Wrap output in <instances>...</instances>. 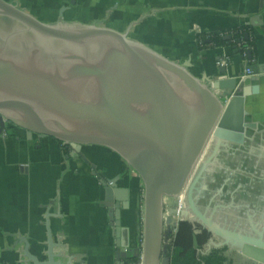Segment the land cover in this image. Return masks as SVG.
I'll return each instance as SVG.
<instances>
[{
    "label": "water",
    "instance_id": "water-1",
    "mask_svg": "<svg viewBox=\"0 0 264 264\" xmlns=\"http://www.w3.org/2000/svg\"><path fill=\"white\" fill-rule=\"evenodd\" d=\"M247 78L228 77L226 66L211 78L198 77L187 62L127 32L42 21L0 0V133L19 128L29 137H52L73 153L94 144L119 155L142 184V264H169L165 240L178 221L164 217V200L177 196L187 218L221 239L208 244L264 262V127L233 107L257 92V85H244ZM229 90L226 108L221 95ZM122 202H105L118 234ZM119 239L118 258L127 247ZM23 243L32 264H66L55 259L50 232L45 260Z\"/></svg>",
    "mask_w": 264,
    "mask_h": 264
},
{
    "label": "crops",
    "instance_id": "crops-1",
    "mask_svg": "<svg viewBox=\"0 0 264 264\" xmlns=\"http://www.w3.org/2000/svg\"><path fill=\"white\" fill-rule=\"evenodd\" d=\"M8 1L31 14L41 11L47 22L61 18L127 32L169 59L187 62L198 77L211 78L226 66L228 77L240 79L247 65L251 74L244 85L258 88L244 100L264 97V0ZM240 25L249 27L250 57L227 43L198 41L199 34L207 38ZM220 58L226 59L224 65ZM254 75L259 77L253 81ZM141 191L137 173L106 147L86 144L73 153L49 136L27 137L19 128L0 133V264H32L24 256L23 239L31 254L45 260L49 232L55 259L62 263L125 264L124 257L141 253ZM109 199L125 203L119 234L105 204ZM119 237L127 244L119 248L125 252L120 258ZM241 258L240 264H261Z\"/></svg>",
    "mask_w": 264,
    "mask_h": 264
},
{
    "label": "trees",
    "instance_id": "trees-1",
    "mask_svg": "<svg viewBox=\"0 0 264 264\" xmlns=\"http://www.w3.org/2000/svg\"><path fill=\"white\" fill-rule=\"evenodd\" d=\"M225 35H229V38H224ZM206 39L216 45L230 44L240 53L246 50L247 46L252 45L247 25H240L226 31L212 32L207 38L203 33L198 35L200 45H204ZM238 42H241V44L238 45ZM196 228L199 230L198 232H196ZM209 236L210 233L204 228L186 220L178 221L168 254L169 264H228L226 262L227 257L222 249L214 248L204 254L197 252V248H201ZM138 255L137 253H131L129 256L124 257L125 264L136 262Z\"/></svg>",
    "mask_w": 264,
    "mask_h": 264
},
{
    "label": "rangeland",
    "instance_id": "rangeland-1",
    "mask_svg": "<svg viewBox=\"0 0 264 264\" xmlns=\"http://www.w3.org/2000/svg\"><path fill=\"white\" fill-rule=\"evenodd\" d=\"M31 12H33L32 15L36 16L37 18H39L42 21H45L49 18V16H46V15H43L42 13H40L41 11L31 10ZM232 93H233V91L229 90V91H224L223 95H221V98L224 100L226 108H230V105L228 104V102L230 99V95H232ZM236 102L233 105V107H237V108L245 111L248 115H250L253 119H255L260 125H262L264 127V97L258 98L256 100L250 102V103L246 102V100H244V99L243 100L240 99ZM8 134H10V133H8ZM27 137H29V136L27 135ZM181 203L182 202H181L180 197L168 198V200H167V205L169 208L173 207V206L176 208L177 207L181 208ZM181 209H182V211H185V209H183V208H181ZM180 214H182V213H180ZM187 216H188V210H187V215H183L182 217L184 219H186V221H189L196 226L203 227L198 221H196L194 219L192 220L190 218H187ZM196 230H197V228H196ZM209 239H211L214 243H218L219 241H221V239L218 236L214 235L213 233H211ZM230 247H232V246H229V245H226V246L218 245V246H216V245L211 244V243L208 244V241H207V244L204 245V247L197 248V252L204 254V253H206L209 250L214 249V248L225 249V251H226L225 254H227V256H226L227 257V261H226L227 263L232 262V264H240L242 261L241 257L244 256V257H249L252 260L257 261L261 264H264V262L255 260L254 258H252L250 256H246V254L242 253L241 251H239L235 247H232V248H230ZM237 251H239L240 254ZM138 258H139V255H138Z\"/></svg>",
    "mask_w": 264,
    "mask_h": 264
},
{
    "label": "built area",
    "instance_id": "built-area-1",
    "mask_svg": "<svg viewBox=\"0 0 264 264\" xmlns=\"http://www.w3.org/2000/svg\"><path fill=\"white\" fill-rule=\"evenodd\" d=\"M238 45H240L241 44V42H238L237 43ZM246 50H244L241 54H242V56L245 58L247 55V53H248V51H250L251 50V46H247L246 48H245ZM218 63L220 64V65H224L225 63H226V59L224 58H220L219 60H218ZM251 74V72H250V68L246 65L245 67H244V70H243V74L240 76V79L241 78H244V77H246V76H248V75H250ZM177 197H180V196H177ZM167 200H168V198H166L165 200H164V217L166 218L167 216H171V218H172V220L174 221V222H177V221H179L181 218H182V214H180L181 213V211H182V209L181 208H179V207H168V205H167ZM171 209H174V211L172 212V213H169V211L171 210ZM175 229H176V226H174V231H175ZM173 237V236H172ZM172 237H171V235L165 240V242L168 244V248H167V251H168V254H169V251H170V245H171V241H172ZM132 264H142V262H141V254H139V258H138V260L136 261V262H134V263H132Z\"/></svg>",
    "mask_w": 264,
    "mask_h": 264
},
{
    "label": "flooded vegetation",
    "instance_id": "flooded-vegetation-1",
    "mask_svg": "<svg viewBox=\"0 0 264 264\" xmlns=\"http://www.w3.org/2000/svg\"><path fill=\"white\" fill-rule=\"evenodd\" d=\"M201 228H204V227H201ZM204 229H205V228H204ZM205 230H206V229H205ZM198 231H199V230H196V232H198ZM206 231H207V230H206ZM209 233H210V232H209ZM210 235H211V233H210ZM209 237H210V236H209ZM208 240H209V238H208ZM208 240H207V241H208ZM207 241L204 243V245L207 244ZM204 245H203L202 247H204ZM202 247H201V248H202ZM221 248H222V247H221ZM222 250H225V249H222Z\"/></svg>",
    "mask_w": 264,
    "mask_h": 264
},
{
    "label": "bare ground",
    "instance_id": "bare-ground-1",
    "mask_svg": "<svg viewBox=\"0 0 264 264\" xmlns=\"http://www.w3.org/2000/svg\"><path fill=\"white\" fill-rule=\"evenodd\" d=\"M185 211H187V210L185 209ZM185 211H184V213H186Z\"/></svg>",
    "mask_w": 264,
    "mask_h": 264
}]
</instances>
